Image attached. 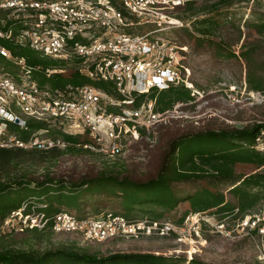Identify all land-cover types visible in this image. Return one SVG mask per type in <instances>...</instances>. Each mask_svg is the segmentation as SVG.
<instances>
[{
    "label": "trees",
    "instance_id": "obj_1",
    "mask_svg": "<svg viewBox=\"0 0 264 264\" xmlns=\"http://www.w3.org/2000/svg\"><path fill=\"white\" fill-rule=\"evenodd\" d=\"M249 1L186 0L168 10L170 15L190 22L174 30V41L180 47L188 46L192 57L202 58L195 66H188L192 70L190 79L194 88L204 95L197 100L192 88L185 85L153 88L136 95L132 106L153 101L155 111L166 116L178 103L185 112H194L197 103L203 101L219 107L220 103L214 100L218 93L208 91L223 82L227 83V88L233 85L238 90L245 88L247 92L264 95V2L254 0L246 16L240 4ZM0 13L5 14L0 18V29L11 28L17 32L23 28L20 20L9 18L6 12ZM0 43L11 53L9 58L0 54L3 73L18 79L12 67L20 68L18 60L23 59L24 71H29V78L42 88L64 90L68 85L92 84L113 93L110 82L92 80L74 67L61 70L67 66L66 62L43 56L28 45L7 37L0 38ZM2 64L5 67H1ZM247 110L224 114L230 120L240 121L237 124L217 116L201 124L184 117H171L157 126L158 136L153 146L147 140L154 136L153 132L141 130L142 137L133 142L130 149L145 150V162L124 159L106 163L102 168L86 163L80 169H62L58 165L64 163L67 156L103 155L84 147L93 144L89 133L69 134L63 128L53 129L55 138L65 143L63 147L0 146V223L23 205H26V213L35 207L50 218L41 229L1 233L0 264H214L197 254L190 259L185 254L168 255L161 251L100 255L76 246L42 250L35 248L33 242L48 239L53 234H72L53 230V217L61 211L87 218L112 209L130 220L161 221L181 202L189 201L191 212L195 213L214 211L222 217L235 215L240 219L254 213L264 203V151L256 144V138L264 130V100L253 104L249 115H246ZM8 124L23 140L34 131H51L54 127L46 121L29 119L27 128L13 122ZM240 163L253 164L256 170L238 174L236 167ZM200 181L208 185L196 188ZM188 215L184 214L179 223ZM252 231L259 234L258 229ZM14 232L25 237L24 246H17L21 243L18 240H10ZM170 234L178 237L174 231ZM119 239L123 238L110 240Z\"/></svg>",
    "mask_w": 264,
    "mask_h": 264
},
{
    "label": "built area",
    "instance_id": "obj_2",
    "mask_svg": "<svg viewBox=\"0 0 264 264\" xmlns=\"http://www.w3.org/2000/svg\"><path fill=\"white\" fill-rule=\"evenodd\" d=\"M185 1L0 0V12L24 23L17 32L0 29V38L14 39L43 56L64 61L92 80L110 82L113 91L109 93L92 84L68 85L64 90L42 88L29 78L24 60L19 59L27 81L21 82L0 71V146H8L10 141L24 148L61 145L50 138L39 139L38 135L27 141L7 134L8 122L27 128L29 118L60 120L68 133L75 135L87 132L93 144L84 147L111 157L125 155L124 142L140 140L141 130L155 132L166 115L155 111L153 101L139 107L132 104L136 95L153 88L178 85L193 88L192 70L184 62L188 47H180L157 34L166 27L183 25L168 10ZM149 25L153 28L141 34L128 31ZM0 54L11 57L1 43ZM256 144L264 151V130L256 138ZM260 206L257 213L241 219L240 227L242 231L258 229L264 237V203ZM25 209L23 205L13 211L4 222L18 218L19 230L41 229L50 219L45 213L27 214ZM53 221L55 232L75 233L97 242L142 235L166 236L174 231V224L169 221L130 220L112 211L87 218L62 211L54 215Z\"/></svg>",
    "mask_w": 264,
    "mask_h": 264
},
{
    "label": "rangeland",
    "instance_id": "obj_3",
    "mask_svg": "<svg viewBox=\"0 0 264 264\" xmlns=\"http://www.w3.org/2000/svg\"><path fill=\"white\" fill-rule=\"evenodd\" d=\"M254 0H250L249 2H242L243 11L245 15L250 12V8L254 4ZM264 2V0H262ZM238 5V4H237ZM247 16V15H246ZM245 16V17H246ZM5 17L4 13H0V18ZM183 24H190V22H186L183 19H178ZM176 27H166L165 30L158 32L161 37L174 41V30L179 28ZM153 26H136L128 31L134 32L135 34L144 33ZM176 44V43H175ZM188 47V46H187ZM186 57L184 62L189 64V66H195L197 63L201 62L200 57H192L190 55V49L185 51ZM19 63V62H18ZM5 65L2 64L1 67ZM188 66V67H189ZM17 72L18 79H21V82L27 81L26 76L22 73L21 69L17 67H12V70ZM67 69H71L70 67H66ZM191 80V79H190ZM187 87V86H186ZM190 88V87H188ZM217 92L218 95L214 98L217 102L220 103L219 107H214L211 104H208V101H203L201 103H197L195 106L194 112H185L180 110L179 106L181 103H178L173 111L169 112V114L165 117V120L168 121L171 117L180 118L184 117L189 120L194 121L196 124H201L205 119L210 118L211 116H217L225 120L230 124H237L240 121L230 120L224 116V114L234 113L238 109H248L246 115L252 113V110H249L253 104L260 103L264 100V95L256 92H247L245 88L238 90L235 86L231 85L227 88V83H219L211 87L208 93ZM204 92L197 90L196 88H192V94H196L197 100L202 98ZM238 104L239 106L236 107ZM234 110V112H232ZM22 115V114H20ZM25 118V115H22ZM29 120L40 122L41 120H36L33 118H29ZM50 123L52 126L51 131L47 130H39L34 131L29 136L27 141H31L34 136L38 135L39 139L45 140L47 138L53 139L60 143V147H63V141L60 138H55L56 133H54V128H63V131L68 133L66 130L67 127L63 126L60 120L56 121H46ZM242 123V122H241ZM66 124V123H65ZM157 127L155 128V132H153V137L148 138V142H151L152 146L157 140ZM8 135H13L16 138H20L19 134L17 135L10 128L7 132ZM71 134V133H69ZM8 135L6 137H8ZM128 142V143H127ZM124 142L125 147V155L123 156H115L111 157L108 155H98V157H91L89 155H84L82 157L73 158L71 156L65 157L67 160L64 163H61L60 168L62 169H70L71 167H76L80 169L81 167H85L86 163L97 164L99 168L104 167L106 163H113L114 161L121 162L125 159V161H133L139 160L141 162H145L144 153L145 150H135L130 146L132 143L129 141ZM8 148L18 147L15 142L10 141ZM24 148V147H22ZM33 147H28L25 149H32ZM143 148V147H142ZM107 165V164H106ZM58 170V167H55ZM256 170L255 165L240 163L236 167V172L238 174H247ZM207 182H198L196 188H201L202 186H207ZM116 204V203H113ZM118 206V205H117ZM259 206L254 212H258ZM35 207H32L30 212L27 214H37L42 213L37 211ZM110 211V210H109ZM112 211V209H111ZM62 212V211H61ZM75 213V212H74ZM103 212H100V216ZM94 213H92L93 215ZM184 214H189V219L185 218L183 223H179L181 217ZM9 217V216H8ZM7 217V218H8ZM93 217V216H90ZM141 217V214L138 215ZM6 218V219H7ZM147 218V217H145ZM19 219H15L10 222L0 223V234L17 231V224ZM146 220V219H141ZM6 221V220H5ZM161 221H169L174 224V232L178 234V237H175L173 234H169L167 236H159V235H142L139 238H127V239H119V240H106L102 242L97 241H89L80 237L78 234H53L50 235L48 239H44L40 242H33L35 248H39L42 250L48 248H55L61 246H76L78 249H88L90 251H94L99 253L100 255H107L113 252H146V251H155L156 253L164 252L165 254H185L188 259L192 258L193 255L197 254L201 259L206 262L214 263V264H264V237L261 234L253 233L252 229H246L245 231L241 230L240 227V216L228 215L226 217L220 216L218 213H214V211H203V212H191V205L189 201L181 202L176 209L171 212L166 213V215L161 218ZM224 223V225H222ZM14 224V225H13ZM15 226V227H14ZM10 237L11 241H19L20 244L17 246H24L23 240L25 237L20 234H16L18 232H14ZM8 238V237H7Z\"/></svg>",
    "mask_w": 264,
    "mask_h": 264
},
{
    "label": "water",
    "instance_id": "obj_4",
    "mask_svg": "<svg viewBox=\"0 0 264 264\" xmlns=\"http://www.w3.org/2000/svg\"><path fill=\"white\" fill-rule=\"evenodd\" d=\"M17 122H18V120H17Z\"/></svg>",
    "mask_w": 264,
    "mask_h": 264
}]
</instances>
